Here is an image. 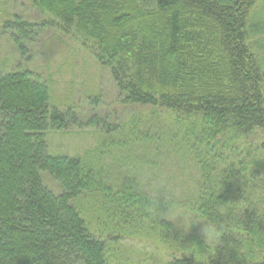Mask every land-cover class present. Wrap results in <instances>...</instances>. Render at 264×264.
Wrapping results in <instances>:
<instances>
[{"label": "trees", "instance_id": "obj_1", "mask_svg": "<svg viewBox=\"0 0 264 264\" xmlns=\"http://www.w3.org/2000/svg\"><path fill=\"white\" fill-rule=\"evenodd\" d=\"M29 2L51 20L6 17L0 32L25 54L21 41L34 42L46 26L72 36L116 87L107 123L91 126L115 134L120 146L124 130L133 140L144 127L151 153L143 165H151L163 152L152 147L155 124L177 190L164 193L185 200L196 219L226 226L210 264H264V223L245 207L264 193V0ZM1 69L0 264H111L120 254L112 243L153 230L167 253L160 264H198L183 254L202 238L161 218L135 174L100 180L99 164L88 162L99 147L49 155L47 133L66 134L80 118L50 107L46 83L30 72ZM123 255L117 264H149L148 254L134 262Z\"/></svg>", "mask_w": 264, "mask_h": 264}, {"label": "rangeland", "instance_id": "obj_2", "mask_svg": "<svg viewBox=\"0 0 264 264\" xmlns=\"http://www.w3.org/2000/svg\"><path fill=\"white\" fill-rule=\"evenodd\" d=\"M6 17H19L24 21L34 23L51 20L49 15L43 14L29 0H0V19L4 20ZM38 37L34 42L26 39L21 41L26 49L25 54L19 50V46L9 36L0 32V65H2L0 71L3 70L1 68L6 70L8 68L9 71L30 72L31 79L46 83L50 107L63 111L71 110L80 118V125L70 127L66 134H61L62 131L47 133L48 154L77 157L78 155L83 156L87 150H96L99 147V151L88 155V162L95 166L91 161H97L102 172L100 180L103 182L108 183V180L115 179L120 183L125 180V173L135 174L140 184L138 189L141 192L144 191L145 194L149 191L153 192L154 186L163 181L167 183L165 185L163 182V191H175L176 193L174 184L169 182V174H165L167 168L164 165L169 162L165 150L168 152V149L163 147L159 139L161 137L158 138L157 126L154 129L155 124H150V135L155 137L152 147H158L163 152L152 159L151 165H143L147 156L146 152L151 153L150 140L144 139L143 136L144 127L138 129V138L135 137L136 139L133 138V140L125 136L127 134L124 130L123 135L127 141L120 146L114 139L117 137L115 134L107 135L101 129L91 126L94 120L107 123L108 117L106 116L110 111L108 103L116 99V87L108 71L102 68L96 70L91 63L94 61L93 58H89L91 62L86 59L89 53L87 52V56L84 55L81 51L83 48H80V44L72 36L63 35L54 26H46ZM110 119H113L112 115ZM42 181L51 191H58L50 177L43 174ZM84 200L88 201V199ZM178 202L183 207L186 205L183 199ZM83 204L82 201L80 205L83 206ZM188 209L189 207L185 210L189 216L196 219ZM192 228L193 232L189 231L187 234L193 233L201 237V226L197 224ZM173 229L176 227L173 226ZM152 233L154 236L120 239L112 243L110 249L113 254L114 250L120 251L119 256L114 258L115 263L117 264L118 258L121 259L123 254L124 259L133 262L148 254L149 264H160L162 259H167L166 251L155 240L158 234L155 230ZM161 248L163 251H157Z\"/></svg>", "mask_w": 264, "mask_h": 264}, {"label": "clouds", "instance_id": "obj_3", "mask_svg": "<svg viewBox=\"0 0 264 264\" xmlns=\"http://www.w3.org/2000/svg\"><path fill=\"white\" fill-rule=\"evenodd\" d=\"M163 187V182L156 184L154 191L149 196L150 206L154 211H159L161 218L173 224L183 236L193 226L199 224L203 243L199 246L192 243L190 250L183 255L190 254L198 264H210L211 260L215 259L217 250L225 244L226 226L216 222L191 218L180 202L164 193ZM245 207H249L250 211L254 210L257 222L264 223V193L258 194L256 203L251 206L248 202H245ZM179 257L181 255L177 258Z\"/></svg>", "mask_w": 264, "mask_h": 264}]
</instances>
